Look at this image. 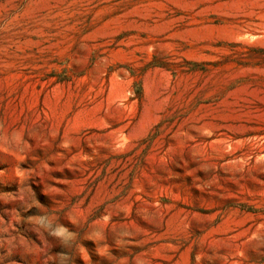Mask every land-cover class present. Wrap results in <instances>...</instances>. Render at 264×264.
Returning a JSON list of instances; mask_svg holds the SVG:
<instances>
[{"label": "rangeland", "instance_id": "1", "mask_svg": "<svg viewBox=\"0 0 264 264\" xmlns=\"http://www.w3.org/2000/svg\"><path fill=\"white\" fill-rule=\"evenodd\" d=\"M0 264H264V0H0Z\"/></svg>", "mask_w": 264, "mask_h": 264}, {"label": "clouds", "instance_id": "2", "mask_svg": "<svg viewBox=\"0 0 264 264\" xmlns=\"http://www.w3.org/2000/svg\"><path fill=\"white\" fill-rule=\"evenodd\" d=\"M2 142L6 143V146L11 151H18L21 155H24L26 153V149L28 147L26 141L22 137L17 135L16 132H10L8 134L6 140H4ZM109 220H110V217H108V216H105L103 218L104 223L109 222ZM32 223H33V230L34 231H36L37 233H40L41 231L47 232L48 235H50L51 237H53L54 239L59 241L62 246L67 247L69 242L73 241L75 238V234L73 232L69 231V229L66 228L65 226L60 225V224H56L53 227V222L51 221V219L49 217H46V216L33 217ZM7 232H4V233H7ZM121 235L124 237H128L131 235V233L128 230H124L121 233ZM91 237L93 240L102 239L103 238V229L97 228L91 234ZM15 239H16L15 237H10V236L4 237V241L6 243L14 242ZM117 242L120 244H124L127 241L124 239H120ZM35 249L36 248L29 245V250L27 252H29L31 254H35L36 253ZM59 259L68 260V259H70V257L60 255Z\"/></svg>", "mask_w": 264, "mask_h": 264}]
</instances>
